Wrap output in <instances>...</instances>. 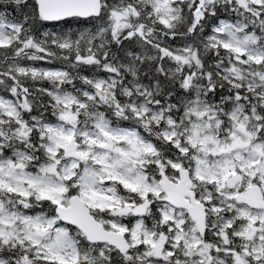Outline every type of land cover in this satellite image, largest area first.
<instances>
[{"label": "snow or ice", "instance_id": "6c2138e0", "mask_svg": "<svg viewBox=\"0 0 264 264\" xmlns=\"http://www.w3.org/2000/svg\"><path fill=\"white\" fill-rule=\"evenodd\" d=\"M0 264H264V0H0Z\"/></svg>", "mask_w": 264, "mask_h": 264}, {"label": "trees", "instance_id": "16d2710c", "mask_svg": "<svg viewBox=\"0 0 264 264\" xmlns=\"http://www.w3.org/2000/svg\"><path fill=\"white\" fill-rule=\"evenodd\" d=\"M41 66H47V65H41Z\"/></svg>", "mask_w": 264, "mask_h": 264}]
</instances>
